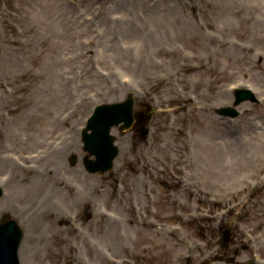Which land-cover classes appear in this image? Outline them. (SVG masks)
Listing matches in <instances>:
<instances>
[{
	"label": "rangeland",
	"instance_id": "1",
	"mask_svg": "<svg viewBox=\"0 0 264 264\" xmlns=\"http://www.w3.org/2000/svg\"><path fill=\"white\" fill-rule=\"evenodd\" d=\"M124 3L0 0V217L24 231L21 264H264V0ZM165 4L159 39L146 9ZM115 12L148 28L102 34ZM115 35L131 46L104 51ZM246 88L258 103L218 114ZM130 92L113 169L88 172L86 120Z\"/></svg>",
	"mask_w": 264,
	"mask_h": 264
},
{
	"label": "water",
	"instance_id": "2",
	"mask_svg": "<svg viewBox=\"0 0 264 264\" xmlns=\"http://www.w3.org/2000/svg\"><path fill=\"white\" fill-rule=\"evenodd\" d=\"M237 103L252 98L249 91L237 92ZM133 95L129 94L126 101L115 104H104L95 109L83 131L84 149L95 159H85V166L91 172L105 173L112 169L113 161L118 155V148L114 145V137L110 134L111 128L124 122L121 128H130L134 122ZM235 115L232 109L223 111ZM91 130V133L88 131ZM1 195V190H0ZM23 232L15 220L5 218L0 224V264H20L18 249Z\"/></svg>",
	"mask_w": 264,
	"mask_h": 264
},
{
	"label": "bare ground",
	"instance_id": "3",
	"mask_svg": "<svg viewBox=\"0 0 264 264\" xmlns=\"http://www.w3.org/2000/svg\"><path fill=\"white\" fill-rule=\"evenodd\" d=\"M126 6V4L124 3V0H122V4H121V8H124ZM171 9H174V5L171 6L170 4H165L161 7H158V8H155V7H152V8H147V14H149V20H154L155 22H157V25L154 24L155 28L153 27H150L148 28L147 27V23L149 22H143L145 21V18H143L142 16H140L141 21L140 19H138L137 17H135L134 15H132L131 12H129V15L127 12H124L122 14H118V12H115L113 13V21H112V25H114L113 29L111 30V27L110 29L108 28V25H109V19H108V16L107 18H103V26H102V29H101V33L102 34H107L108 32L110 34L113 33L114 31V34H117V31H115L117 28L119 30V32H123V34L128 30L132 31L134 28H136V26L138 25H143L145 28H148L149 29V32L152 33L153 31H155V33L157 34V37L159 39H162L163 37V33H166V21L167 20H164L165 17L163 16H166L168 14H172L170 13L169 11H175V10H171ZM102 13H105V10L102 11ZM143 14H145V12H143ZM151 25V24H150ZM119 34V33H118ZM118 40V41H117ZM111 42L107 41V42H104L103 45H105V47L103 46V48L105 49L104 51H107V50H115L114 48H116V46H119L120 48H129L131 45H127L125 43H121L119 42V39L117 37V35H115V37L111 40ZM103 51V52H104ZM105 53V52H104ZM111 53V52H110ZM123 54L122 53H119V52H113L112 54L110 55H107V56H110V57H116V56H122ZM174 89V87L172 88V90ZM224 91V90H223ZM221 93H225V92H221ZM258 124V123H257ZM258 126V127H257ZM257 129H254L255 133H258L260 134V137H263L264 136V127L263 126H259L257 125ZM250 129V128H249ZM249 131H252L251 129ZM22 139V137H21ZM28 139L30 140V138L28 137ZM54 139V135H53V138H50L49 140H53ZM28 140V141H29ZM233 142L236 143V146L238 147V149L242 150V151H246L248 149V146L249 145H252V139L251 137H247V136H244V137H241V136H235L233 138ZM54 142H51V144H53ZM44 144H45V141H44ZM248 154V153H247ZM1 161V160H0ZM2 162L5 163V164H8V165H13V167H16L13 163L15 162V155L12 151H7L3 156H2ZM58 181V180H57ZM180 180H176V183H179ZM44 211L43 212H46V209H43ZM37 212V213H36ZM42 214V211H40L38 213V211L36 209H34L31 213V215L34 217L36 215H41ZM33 242L31 241V239H28L27 240V245H24L23 248H24V253L26 252H29V253H32L33 251ZM23 259H25V257H23ZM24 264H28V260H24ZM29 264H31V262L29 261Z\"/></svg>",
	"mask_w": 264,
	"mask_h": 264
}]
</instances>
